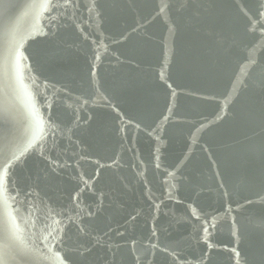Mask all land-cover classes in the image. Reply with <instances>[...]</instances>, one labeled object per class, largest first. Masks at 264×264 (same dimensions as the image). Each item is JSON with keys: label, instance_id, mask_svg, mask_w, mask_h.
Masks as SVG:
<instances>
[{"label": "water", "instance_id": "95a60500", "mask_svg": "<svg viewBox=\"0 0 264 264\" xmlns=\"http://www.w3.org/2000/svg\"><path fill=\"white\" fill-rule=\"evenodd\" d=\"M0 264H264V0H0Z\"/></svg>", "mask_w": 264, "mask_h": 264}, {"label": "snow or ice", "instance_id": "6c2138e0", "mask_svg": "<svg viewBox=\"0 0 264 264\" xmlns=\"http://www.w3.org/2000/svg\"><path fill=\"white\" fill-rule=\"evenodd\" d=\"M4 171L6 172L7 170L5 169Z\"/></svg>", "mask_w": 264, "mask_h": 264}]
</instances>
